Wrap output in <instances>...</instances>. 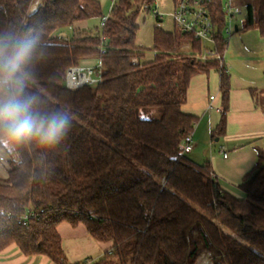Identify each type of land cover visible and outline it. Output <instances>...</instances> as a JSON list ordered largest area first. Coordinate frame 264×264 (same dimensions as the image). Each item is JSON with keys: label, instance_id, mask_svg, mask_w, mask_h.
<instances>
[{"label": "trees", "instance_id": "1", "mask_svg": "<svg viewBox=\"0 0 264 264\" xmlns=\"http://www.w3.org/2000/svg\"><path fill=\"white\" fill-rule=\"evenodd\" d=\"M155 1L114 0L102 26L74 28L64 39L57 34L67 26L102 21L97 0H0V26L37 28L51 45L36 62V84L77 116L55 151L0 149L8 157L0 179V253L16 245L23 255L69 264L57 231L66 222L82 223L94 240L111 244L89 264H193L203 253L209 264H264V149L238 184L241 198L220 187L208 162L198 165L181 152L199 119L182 110L195 75L218 73L220 119L211 137L225 132L230 75L220 63L227 47L222 0L208 5L220 60L203 61L196 60L200 39L163 30L157 17L153 57L145 60L136 21ZM252 27L264 37V0L255 14L245 6L243 29ZM87 59L101 62V81L64 87L66 68ZM261 96L264 111V83Z\"/></svg>", "mask_w": 264, "mask_h": 264}, {"label": "crops", "instance_id": "2", "mask_svg": "<svg viewBox=\"0 0 264 264\" xmlns=\"http://www.w3.org/2000/svg\"><path fill=\"white\" fill-rule=\"evenodd\" d=\"M59 34L63 35L64 32L61 31ZM145 59L148 61L152 57ZM251 90L254 92L255 89L252 87L236 89L232 86L230 79V97L226 112V127L224 134L220 136L222 137V141L218 145L219 155H210V159L206 161L209 163L213 176L220 187L229 193H231V187H238V181L237 178H231L221 169L222 166L219 165V160L223 162L229 161L231 159V153L234 154L233 160H237L235 157L243 155L249 149L248 146L250 144L264 141V111L256 104ZM210 96H213L211 101L209 99ZM210 103L214 107H219L220 105L219 76L214 70L192 77L188 88L187 101L182 106L184 112L196 115L199 118L192 133L193 149L189 152L193 155L191 160L198 165H202L205 162H203L196 150L199 146H204L207 142L206 134L208 130L209 138H212L211 133L215 128L214 125L216 126L219 121L211 115L210 112L212 110L208 111L206 109ZM214 112L219 114L215 110ZM220 137H217L215 142H219ZM208 145L210 147L212 142L210 141ZM257 149L260 148L256 147L254 150L255 153ZM223 152L227 154L226 158L222 156ZM7 161V156L0 154V179H4L7 176ZM201 161L203 162L202 164H200ZM57 231L61 237L66 262L69 264L84 260L90 262L96 261L111 246L109 242L104 243L94 240L82 223L71 226L66 222H62L57 226ZM0 264L55 263L42 255H23L16 245H10L0 253Z\"/></svg>", "mask_w": 264, "mask_h": 264}, {"label": "clouds", "instance_id": "3", "mask_svg": "<svg viewBox=\"0 0 264 264\" xmlns=\"http://www.w3.org/2000/svg\"><path fill=\"white\" fill-rule=\"evenodd\" d=\"M49 47L37 28L0 26V149L52 152L68 138L76 114L36 84V62Z\"/></svg>", "mask_w": 264, "mask_h": 264}, {"label": "rangeland", "instance_id": "4", "mask_svg": "<svg viewBox=\"0 0 264 264\" xmlns=\"http://www.w3.org/2000/svg\"><path fill=\"white\" fill-rule=\"evenodd\" d=\"M97 1L100 4L102 17H107L113 5L112 0ZM222 2H231L232 6H240L242 10L240 14L234 15L230 19L228 17L226 18V27L230 26L231 34L228 35L227 33L223 32L224 38L228 43L224 53V64L228 73L230 74L231 84L236 89L242 87L254 88L255 90L252 93V97L262 110L261 89L264 83V37L261 36L258 30L254 27L243 29L245 22V6L246 4H250L253 7L255 14L257 0H222ZM155 7L158 11L167 13L171 9V0H156L151 11L148 13H140L137 18L136 23L138 26V31L136 35V44L137 46L139 45L145 49V58L153 57V53L151 51L152 34L153 28L155 25H157V22L152 11L155 9ZM100 20L101 18L95 17L79 22L74 26H67L61 30L64 32L63 37L64 39H70L72 37L73 29L77 27L90 31L94 30L95 27L100 26ZM160 21L161 22L158 25L163 30L170 31L173 29V24L168 16L164 15ZM235 26L239 29L238 31H234ZM188 47V45H184L182 51H187ZM204 48L213 49V43L208 40L202 41V49ZM87 60L88 61L84 60L81 63L93 64L96 62V60ZM196 60L203 61L200 59L198 54L196 55ZM210 113L217 120H219L220 114L214 112V110H212ZM206 135L207 142L204 144V146H199L196 150L203 162L209 160L210 155H219L218 145L221 144L222 141V137H220L219 142H215L217 137L209 138V130ZM210 141L212 142V145L209 147L208 144ZM256 147L264 149V141H258L257 143L250 144L248 146L249 149H247L243 155L235 157L237 160H233V153L230 154L231 159L229 161L223 162L219 160V165L222 166L221 169L231 178H237V186L242 179L241 176L246 173L256 162V153L254 151ZM0 154L7 156L3 150H0ZM186 156L189 159L193 158L191 153H187ZM203 162L201 161L200 164ZM230 191L231 194L236 197H243V193L238 187H231ZM209 261V253H203V255L198 257L193 264H209Z\"/></svg>", "mask_w": 264, "mask_h": 264}, {"label": "built area", "instance_id": "5", "mask_svg": "<svg viewBox=\"0 0 264 264\" xmlns=\"http://www.w3.org/2000/svg\"><path fill=\"white\" fill-rule=\"evenodd\" d=\"M114 2V0H112ZM211 0H171V10L167 13L158 11L157 8L152 11L154 17L162 18L164 15L169 16L172 20L173 27L180 31L193 35L196 39L201 41L208 40L212 42L214 28L211 21L208 5ZM223 10L226 14V18H232L236 14L242 12L240 6H232L231 2L223 3ZM106 17L100 22V26L103 25ZM224 32L228 35L231 34L230 26L224 28ZM59 36H63L58 34ZM200 59L214 58L220 60L216 56L212 49H203L201 54H198ZM224 62L221 58L220 63ZM137 59H132V64H137ZM101 81V62L96 61L93 64H79L72 65L66 68L65 76L63 80L64 87L68 89H76L82 86H93ZM210 101L213 96L209 97ZM209 110L219 111V107H214L211 103L206 108ZM193 149V135L189 134L183 139L182 154H187ZM224 158L227 157L225 152L222 153ZM90 261L84 260L85 264H89Z\"/></svg>", "mask_w": 264, "mask_h": 264}, {"label": "water", "instance_id": "6", "mask_svg": "<svg viewBox=\"0 0 264 264\" xmlns=\"http://www.w3.org/2000/svg\"><path fill=\"white\" fill-rule=\"evenodd\" d=\"M234 30H235V31L237 30V27H236V26L234 27Z\"/></svg>", "mask_w": 264, "mask_h": 264}]
</instances>
